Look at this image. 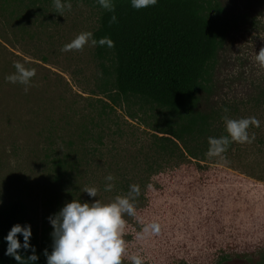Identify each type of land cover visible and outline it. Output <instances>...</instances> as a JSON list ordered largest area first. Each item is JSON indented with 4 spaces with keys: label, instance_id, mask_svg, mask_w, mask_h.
<instances>
[{
    "label": "rangeland",
    "instance_id": "rangeland-1",
    "mask_svg": "<svg viewBox=\"0 0 264 264\" xmlns=\"http://www.w3.org/2000/svg\"><path fill=\"white\" fill-rule=\"evenodd\" d=\"M70 2L71 10L63 16L53 7L43 15H25L0 0V207L21 202L25 223L51 237L48 217L66 202L98 198L108 203L137 184L140 195L132 201L136 216H124L122 264H131L130 255H140L145 264L261 263L264 144L259 139L264 140V113L246 109L244 118L259 121L247 130L254 139L236 143L220 157L205 155L199 161L179 150L162 153L156 136H166L160 131L171 115L134 100L113 104L98 86L94 46L61 51L77 34L97 26L95 6ZM256 18L257 25L244 30L238 44L221 52L215 69L220 80L246 58V79L252 72L262 74L254 56L264 46V10ZM17 61L36 72L27 92L5 79ZM89 150V164L71 170ZM109 173L114 187L106 192ZM85 186L96 187L97 197L82 192ZM141 222L157 223L159 234L137 241Z\"/></svg>",
    "mask_w": 264,
    "mask_h": 264
},
{
    "label": "trees",
    "instance_id": "trees-1",
    "mask_svg": "<svg viewBox=\"0 0 264 264\" xmlns=\"http://www.w3.org/2000/svg\"><path fill=\"white\" fill-rule=\"evenodd\" d=\"M82 1L90 2L98 11L93 37H109L114 43L113 47L94 46L101 72L100 92L113 104L134 100L140 106L169 113L171 117L165 118L160 131L166 136L155 135L161 140L156 145L162 153L173 155L179 150L203 160L208 138L227 135L222 116L244 118L249 108L264 113V68L262 74L252 72L246 79V58L221 80L215 72L221 52L238 44L242 32L257 25L256 16L263 14L264 0H157V4L139 10L131 7L130 0H114V23H110L113 13L95 0ZM5 4L25 15H43L53 7L52 0H5ZM252 11L257 13L255 17L250 15ZM223 80L224 84L219 83ZM129 117L135 116L129 113ZM259 143L264 144V140L259 139ZM234 146L236 142L230 143L226 151ZM92 152L77 158L69 168L88 165ZM128 182L123 179V184ZM16 223L25 224L24 205L11 202L0 207V264H18L4 254V237ZM31 231L30 244L38 255L35 264H46L43 250L51 251V237ZM18 238L22 243L23 237L18 234ZM21 252L31 254L30 250ZM259 264H264V259Z\"/></svg>",
    "mask_w": 264,
    "mask_h": 264
},
{
    "label": "clouds",
    "instance_id": "clouds-1",
    "mask_svg": "<svg viewBox=\"0 0 264 264\" xmlns=\"http://www.w3.org/2000/svg\"><path fill=\"white\" fill-rule=\"evenodd\" d=\"M55 12L62 15L65 10H71L70 0H52ZM101 8L113 13L110 23L117 20L114 14V0H95ZM157 4V0H130L133 9H142ZM86 44L92 46L107 45L113 47L114 43L109 37L96 39L91 31H83L77 34L70 42L61 48L63 52L82 50ZM254 60L261 68H264V46L255 54ZM14 72L7 75L5 79L13 84L24 86L27 92L31 86L32 78L36 75L34 68L26 67L25 62H14ZM227 112V109H224ZM225 132L227 135L208 138V149L205 155L208 158L220 157L227 150L230 143H251L254 136L250 137L248 128L250 125L259 126L255 117L232 119L222 116ZM104 191L110 192L114 187L115 177L109 173L104 177ZM82 192L89 197H97L98 189L94 186H85ZM140 195V187L137 184L129 185L126 195H116L111 202L104 203L101 200L93 199L91 202H81L72 199L66 202L56 213L48 217L51 224V251L43 250L46 264H122L126 254L125 235L126 221L124 216H136L134 203ZM142 223L141 230L136 234L137 241H144L147 238L159 234V225L155 222ZM18 234L23 237L21 243ZM32 235L31 225L20 223L14 224L7 235L5 255L14 258L18 264H35L38 255L35 246L30 244ZM29 252L24 256L22 252ZM127 259L131 264H145L140 255H130Z\"/></svg>",
    "mask_w": 264,
    "mask_h": 264
}]
</instances>
